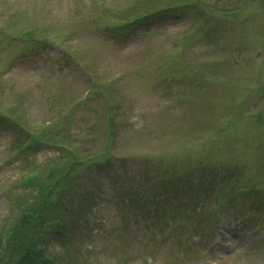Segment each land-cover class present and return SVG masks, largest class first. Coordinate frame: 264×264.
Returning <instances> with one entry per match:
<instances>
[{"label":"rangeland","instance_id":"374dc122","mask_svg":"<svg viewBox=\"0 0 264 264\" xmlns=\"http://www.w3.org/2000/svg\"><path fill=\"white\" fill-rule=\"evenodd\" d=\"M104 1L119 4L118 0H0V224L20 208L13 200L29 196L31 189L22 183L28 170L50 168L64 174L72 167L65 182H70L68 188L63 183L57 186L51 200L63 192L64 200L74 199L77 212L81 207L88 213L92 205L98 214L80 235L81 241L72 228L63 237L47 235L55 262L68 247L77 251L74 264H114L115 257L124 264H264V0H216L224 10L222 16L229 14L216 22L217 39L205 35L187 42L180 37L196 20L192 11L149 18L125 28L127 33L115 30L110 36L101 22L91 27L84 21L94 11L103 17ZM107 20L113 29L128 23ZM67 51L82 54L86 63L98 68L100 77L110 80L107 96L112 106L102 93L91 90L94 94L79 107L77 102L90 95L88 76L80 67L82 61ZM185 56L188 64L200 63L207 77L203 71L190 74L189 67L187 74L180 70L186 65L174 64ZM14 107L20 122L34 128L70 114L49 129L45 140L38 132L26 139L28 130L4 112ZM114 109L111 140L106 121ZM196 129L207 132V139L185 145ZM56 131L65 144L54 140ZM11 147L18 152H8ZM162 161L189 171L206 165L220 178L238 167L226 180L247 186L239 194L248 203L221 212L217 223V216L206 222L210 226L200 241L194 236L196 256L179 251L186 225L197 217L184 218L178 209L151 203V187L157 191L163 187L154 176ZM172 176L169 170L168 177ZM143 181L144 187L137 186ZM117 185L137 187L142 200L117 205ZM227 185L222 189L230 188ZM217 199L210 208L218 205ZM171 212L179 214L172 217ZM37 226L40 230V223ZM142 250L148 251L145 260Z\"/></svg>","mask_w":264,"mask_h":264},{"label":"trees","instance_id":"16d2710c","mask_svg":"<svg viewBox=\"0 0 264 264\" xmlns=\"http://www.w3.org/2000/svg\"><path fill=\"white\" fill-rule=\"evenodd\" d=\"M118 2L119 4L116 3L115 5H113L111 1H104V3L101 4L103 17L102 15L97 14L94 11L90 12V17L88 18L86 16L84 18V21H86V23L90 22L91 27L96 26L97 23L101 22V24H103L102 26L109 35H113L115 30H121L119 34H122L129 32L124 31L125 28H135L136 24L140 25V22L147 21L149 18H152L153 15L166 16L171 14L179 16L181 11L188 10V7H191L193 9L192 11L195 13L196 20L188 28V30L183 32V35L185 36L181 37V40H186L187 42L189 40L202 39L204 38V35H206V38H212L213 40H215L214 38L217 39V37L219 36V29H216V27H214L215 23L217 22L218 24V18H228L229 16V14L227 13L222 16V12H224V10L221 9L220 3L216 0L213 2L204 0H118ZM133 16H135L133 20L128 19ZM106 19H108L107 21L113 19H127L128 23H125L123 27L120 26V28L118 29H113L114 26L110 27L109 25H106L108 23L105 21ZM198 19H201L202 21L199 20L198 22ZM45 34L46 33L36 35H40L43 37L45 36ZM68 52L69 55L73 54L71 53L72 51H67V53ZM74 53L76 54L77 59H79L80 57L86 60L82 54H79V52ZM92 63L94 64L93 60ZM180 64L181 60L179 61V63L178 61L176 62V65L179 66ZM183 64H187V61L183 62ZM85 68L87 74H89L88 83L90 84V94L98 92L106 96L110 80L108 78L100 77V75H98L97 73L98 68L96 69V67L86 66ZM91 90H94L92 91L94 93H92ZM5 112L10 115L11 118H18V116H20L19 111L15 107L7 108ZM58 120L59 117H57V120L52 121L51 126H44L46 128L38 131L39 136L41 137L40 139H45L47 137V133L50 129L49 127H52L53 129L54 124L57 125ZM110 120L114 121L112 117H110ZM34 136L35 135H33V138ZM53 138L58 143H61L62 141H64V144L66 143V139H63L61 137L60 132H54ZM71 170V168L68 169L67 174H69ZM58 173L57 170L54 171L50 168L47 171L46 169L40 171L30 169L29 173L25 175L24 181L37 185L39 196H34V198L33 196L30 197V200L32 202L31 204H29L30 201L28 199H22L20 202L23 205H20L21 203L18 205L20 207L22 206V209L19 212L15 213V215L7 218L4 225H0V264L75 263L74 260L77 258V256L72 254L69 249V254H64L61 259H59L58 263L55 262V258L45 249V233L49 231L47 222H49L50 220L49 215H47L50 213V205L48 202H46V198L49 196L48 191L53 188L54 184L57 185V183L63 177V171L59 174ZM48 184H51L49 189H47ZM174 184V187H176L177 189L182 188L186 185L181 177H178V184ZM62 199L63 196H60L57 199L56 203V208H60V210L62 211L59 218L64 219V222L66 219L70 221L72 217L66 216L67 208L65 205H62ZM68 214L72 216L78 215L76 214V211L71 209ZM80 217L82 220L87 219V217L83 215H81ZM77 220L78 219L75 218V224H77ZM38 223H42L41 227H43V229H36ZM58 231L63 237L64 231L62 229H58Z\"/></svg>","mask_w":264,"mask_h":264}]
</instances>
